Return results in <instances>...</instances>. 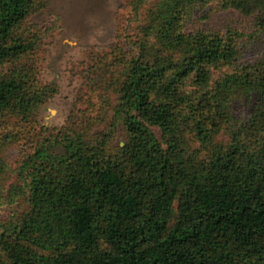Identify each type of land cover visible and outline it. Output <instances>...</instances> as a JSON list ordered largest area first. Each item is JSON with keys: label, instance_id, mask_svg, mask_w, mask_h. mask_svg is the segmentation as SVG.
Wrapping results in <instances>:
<instances>
[{"label": "trees", "instance_id": "obj_1", "mask_svg": "<svg viewBox=\"0 0 264 264\" xmlns=\"http://www.w3.org/2000/svg\"><path fill=\"white\" fill-rule=\"evenodd\" d=\"M210 1L125 0L137 38L118 54L112 121L127 138L108 151L113 125L91 134L72 123L28 152V207L0 222V264H264V54L239 63L231 29L188 27ZM223 1L264 37V0ZM40 7L0 0L1 121L34 122L55 94L35 72ZM252 99L247 132L232 129L235 106Z\"/></svg>", "mask_w": 264, "mask_h": 264}, {"label": "rangeland", "instance_id": "obj_2", "mask_svg": "<svg viewBox=\"0 0 264 264\" xmlns=\"http://www.w3.org/2000/svg\"><path fill=\"white\" fill-rule=\"evenodd\" d=\"M36 2L44 7H40L32 19L47 27L48 31L42 50L37 52L34 60L35 72L44 84L55 90V94L42 105L34 122L21 117L0 120V222L16 220L28 207L27 190L19 169L27 153L39 142L55 144L57 137L73 128L70 124L76 123L81 129L86 122L89 125L85 133L91 134L109 130L110 124L114 126L108 151H115L127 138L122 123L112 121L115 86L123 77L118 54L120 50H134L131 39L137 38L135 29L127 27V19L122 17L121 6L125 0ZM223 3V0H212L198 4L188 14L187 26L206 30L221 28L224 32L231 29L238 39L239 63L263 55L264 37L256 28L254 16L225 8ZM104 54L105 60L99 62V57ZM96 55L99 56L97 62ZM109 62H113L115 69L108 66ZM218 69L226 71L230 67ZM97 71L100 73L94 77ZM103 75L106 77L101 78ZM92 96L95 97L93 101ZM255 102L252 99L248 103H237L230 122L232 129L241 128L247 132ZM71 113L73 116L69 118ZM154 130L160 136L159 128L154 127ZM185 136L189 148L198 146L191 129L185 132ZM224 137L228 138L225 134Z\"/></svg>", "mask_w": 264, "mask_h": 264}]
</instances>
